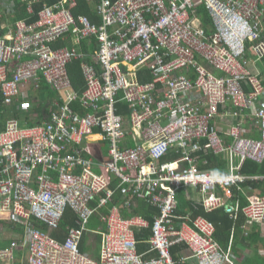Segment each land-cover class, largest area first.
<instances>
[{
  "label": "built area",
  "instance_id": "obj_1",
  "mask_svg": "<svg viewBox=\"0 0 264 264\" xmlns=\"http://www.w3.org/2000/svg\"><path fill=\"white\" fill-rule=\"evenodd\" d=\"M84 1L99 23L74 15L77 0H21L28 14L41 5L37 19L0 25V102L31 111L42 79L63 99L34 125L0 118V219L23 229L20 241L0 249V264H185L172 254L177 245L196 264H238L231 245L216 241L215 225L195 212L224 207L232 220L264 222V197H246L242 208L225 200L246 181L264 182L239 172L246 161L264 163V78L255 69L264 58V0ZM200 4L215 28L210 36L197 17ZM15 12L14 0H0V16ZM61 39L71 48H54ZM86 43L94 49L80 50ZM76 60L81 92L67 72ZM247 122L258 138L247 135ZM210 156L228 172L211 168ZM113 178L129 197L127 212L136 199L158 214L150 224L111 205L104 228L92 231L100 236L95 260L80 241L112 202ZM189 188L202 198L178 214L177 194ZM66 210L74 225L59 241L49 232ZM144 229L149 250L140 253Z\"/></svg>",
  "mask_w": 264,
  "mask_h": 264
},
{
  "label": "trees",
  "instance_id": "obj_2",
  "mask_svg": "<svg viewBox=\"0 0 264 264\" xmlns=\"http://www.w3.org/2000/svg\"><path fill=\"white\" fill-rule=\"evenodd\" d=\"M14 3H15L16 12H15V15L13 18H9L11 22H14L18 19H23V18H24V20H26L28 22H33L37 19L36 13L39 10V8L41 7L40 4H34V12L35 13L28 14L26 7L24 5H22V3H21V0H14ZM73 13L75 16L80 15V14H84V15L88 16L92 20V22H94V19H92V17H91L94 15V12L90 10L89 5L84 0H77V5L73 9ZM198 16L202 22L203 27L207 29V27L209 26V23H210V17L207 14V12L205 11V9L201 8L200 12H198ZM6 19L7 18L5 16L1 15L0 16V24L2 22H7V20H9V19H7V20ZM63 41H66V40H64V39L58 40V42L55 43L53 45V47L61 48V47L69 46L70 43H68V45L61 46L64 44ZM70 45H72V44H70ZM85 49H86L85 46L80 47V50H82V51H84ZM89 49L93 50L94 46H91V47L89 46L87 48V50H89ZM262 63L264 64V59L262 60ZM79 65H80L79 60L73 61L71 64L68 65L67 72L69 74L68 76H69V79L72 83L71 86H72L73 90L81 92V90L84 89L85 83H84L83 76H82L81 70L79 68ZM40 91L41 92L39 93L38 98H40L39 101H43V103L41 102L42 104L40 106H36V108H33V109H32V106L30 105L31 111L22 109L20 107L21 105H20L19 101L15 102V104L11 105L8 108L0 102V104H1L0 107L2 109V112L0 113L1 121L3 122L6 119L15 118L21 124L27 123L28 125H34L38 122H41L43 119V116H47L50 113L51 109H54L53 102L57 101L59 97L62 101H63V99L61 97V92L56 91V90H51L43 79L41 82V90ZM45 94H46V97L42 98V96H44ZM0 98H2L1 95H0ZM32 100H33V97L31 96L30 103L32 102ZM34 113H35L36 117L31 119L30 116L33 115ZM101 145H102V150H103L105 148V146H104V144H101ZM209 163H210L211 168H217L219 170L225 169V162H221L217 158L210 157ZM240 173L243 175H248V176H254V175H258V174L264 175V163L262 165H257L255 163L246 161L242 165ZM256 183H260V182L247 181L245 184L256 185ZM110 184H111L110 187L115 191V195L113 197V200L110 204H108V206L106 208L99 209L98 214H96V215L94 214V216L91 218V220L88 224L89 230L83 234L82 239L80 241V251L82 253H85L86 246H87V244H89V237H90L89 234H91L92 231H97L98 228L99 229L104 228L105 223L103 222L101 215H106L107 211H109L111 205L118 204V206L120 208V212L122 213V215L127 216V211L125 210L124 203L129 197L124 195L123 193H121L119 190L115 189L117 186V180L116 179L113 178ZM245 184H243V186ZM243 186H242L241 191H236L235 189H233L234 196L238 195L240 198L243 197L242 194L243 195L245 194L243 192ZM245 197H246V195H245ZM246 203H247V200H246ZM93 205L96 206V203H94ZM240 207L241 208L244 207L243 202L240 203ZM131 211L133 214L143 215L146 219L149 220L150 224L152 223L153 219L151 218V215L155 214V210L152 209L146 203L142 202L141 200H136V199L133 200V202L131 204ZM215 216H216L215 212L204 215V217L208 221L212 222L215 225V227H217L216 229H218V231H217L216 238L218 239L219 243L225 247L227 239H228L227 238V236H228L227 231L230 230L233 223L230 222L229 220H223L222 221L221 219H218L219 222L220 221L222 222L221 223L222 226L219 227L216 224ZM74 220H75V215L70 210H66L64 213L63 219L59 225V229L56 230L55 232H52L51 235L57 240L60 239V240L65 241L64 240L65 238H63V239L59 238V234L62 233V234H64L65 237H67V229L74 225ZM39 228H41L42 231H44V232L47 230L44 225L40 226ZM94 235H97L98 238L100 239V236L98 234L94 233ZM149 236H150L149 229L141 230L138 233L136 238L138 241V245H137L138 251L140 253L144 252L147 249L146 241L148 240ZM99 239L97 241H99ZM172 254L174 256V251L172 252Z\"/></svg>",
  "mask_w": 264,
  "mask_h": 264
},
{
  "label": "crops",
  "instance_id": "obj_3",
  "mask_svg": "<svg viewBox=\"0 0 264 264\" xmlns=\"http://www.w3.org/2000/svg\"><path fill=\"white\" fill-rule=\"evenodd\" d=\"M89 7L93 8L94 15L91 16L92 19H94L93 23L100 22L101 17L95 12V6L89 5ZM201 8H203L202 4L199 5L198 12H200ZM18 20H21V19H18ZM16 21H14V22H16ZM14 22H11L9 19V20H7V22H2L1 24H4V25L6 24V26H7L6 30H11V29H13V23ZM214 30H215V28H214L212 21H211V18H210L209 26L206 29L208 36L212 35L214 33ZM91 44H93V43H86V44H82V45L80 44L78 46H93ZM263 59L264 58H262L261 60H263ZM256 63L259 64V66L262 69L258 70V69H256V67H255V69L258 70L261 74V77L264 78V75H262V72L264 71V64L262 63V66H261V64L258 61ZM251 69L254 70V68H251ZM44 97H46V94L44 95ZM41 102L43 103V101H41ZM220 126H221V124H220ZM224 130L226 131V129H224ZM246 132H247V135H249V136H254L256 138H258V136H259L258 130L256 128H254L252 123H250V122L246 123ZM213 158H217V157H213ZM217 159H219L221 162H225L223 159H220V158H217ZM225 165H226V163H225ZM215 169H217V168H215ZM225 169H223V170L220 169V170L224 171ZM220 170L218 169V171H220ZM240 170H241V168H240ZM246 176H248V175H246ZM246 182H244L243 184H245ZM243 184L240 185L241 189H242ZM236 191H239V190H236ZM243 192L245 194L244 195L242 194L243 197H241V198L238 195L234 196V192H233V197H231L229 199L225 198V200L229 201L230 203H233V204H235L236 202L237 203L239 202V205L241 202H243V205L246 206L248 203V201L246 203V200H247L246 197H253V198L264 197V182L256 183V185L245 184L243 186ZM219 193H220V195H223L221 191ZM245 195H246V197H245ZM201 198L202 197L200 196V194H197L195 191H193L191 189L185 190L183 192H178V194H177V202H178L177 212H178V214L184 215L185 212H187L188 209L190 208L191 202L200 200ZM131 204H132V202L130 203V212H127V216L133 214L131 211ZM150 207L155 210V214L151 215V218L153 219L154 216H156V214H157V209L152 207V206H150ZM125 210H127V208H125ZM214 212L216 215L215 216L216 224L219 227L222 226V224H221L222 222L221 221L219 222L218 219H221L222 221L223 220H229L230 222L233 223L230 230L227 231L228 232V236H227L228 239H227L225 247L222 246L219 243L218 239L216 238L217 231H218V229H216L215 239L220 244V246L222 248L226 249L229 245H231L232 250H233V254L236 257L238 264H264V222L251 220V219L246 218L245 216H243L241 214H239V217L237 218V220H232L228 217L224 207L218 208V209H216L210 213H214ZM210 213H206L203 210L199 209L198 211L195 212V215L204 217L205 214H210ZM133 215H139L149 222V220L146 219L141 214H133ZM2 222H3V224H1V225H3V227H5V228L7 227L5 232L9 233V235L0 237V248L8 246V244L12 241H20L22 239L21 237L23 236V232H22L23 229L21 227H17L16 224H14V225L9 224V222H7V221H2ZM177 223H179V222H177ZM35 226L38 229H41L39 227L42 226V224L36 223ZM243 227H244V229H243ZM215 228H217V227H215ZM46 231H48V230H46ZM52 232H55V231H50L49 233L52 234ZM89 236H90L89 237V243H91L92 245L96 241V239L97 240L99 239L97 235H94V232H91V234H89ZM59 238H61V239L65 238L66 239V237L62 233L59 234ZM60 241H63V240H60ZM98 246H100V239L98 241ZM98 250H99V247H98ZM148 250H149V248L147 245V249L142 253H146ZM173 251H174V258L176 260L184 257L187 259L185 264H196L195 260L193 258H190V251L186 246H183V245L174 246L172 248V252ZM98 253H99V251L96 253V256H98ZM149 255L152 256L153 254H149ZM17 256H18V260H22L25 255L22 256V251L19 250V251H17Z\"/></svg>",
  "mask_w": 264,
  "mask_h": 264
},
{
  "label": "rangeland",
  "instance_id": "obj_4",
  "mask_svg": "<svg viewBox=\"0 0 264 264\" xmlns=\"http://www.w3.org/2000/svg\"><path fill=\"white\" fill-rule=\"evenodd\" d=\"M90 8V10L91 11H93V8H91V7H89ZM63 45H61V46H65V45H68V43H69V41L68 40H66V41H63ZM66 47H68V48H71V45L69 44V46H66ZM54 48H56V47H54ZM259 63L261 64V66H262V60L261 61H259ZM255 67H256V69H258V70H261L262 68L259 66V64H255ZM257 70V71H258ZM259 72V71H258ZM260 73V72H259ZM262 75H264V71L262 72ZM33 95V94H32ZM42 98H44V96H42ZM35 99H36V101H35ZM34 100H33V104H35L34 106H33V108H36V104H39V106L42 104L41 103V101H39L40 100V98H38V100H37V98H35ZM32 106V105H31ZM32 116V115H31ZM101 149H102V145H101ZM225 170H224V172H228V170H227V164L225 165ZM189 189H191V188H189ZM191 190H193V189H191ZM193 191H195V190H193ZM196 192V191H195ZM197 193V192H196ZM198 194V193H197ZM2 221H1V219H0V226H1V224H3V222L1 223ZM7 228V227H6ZM6 228L4 227L3 228V231H0V237H3V236H7V235H9V233H7V232H5L6 231ZM98 247H99V250H100V246H98V241H97V239H96V241L93 243V245H91L90 243L89 244H87V246H86V251H85V254L86 255H88V256H90V257H92L93 259H97V257L98 256H96V253L99 251L98 250ZM19 250H21L22 251V256H24L25 255V250H23V249H18V250H16V256H17V251H19ZM99 254V253H98ZM17 260H18V256H17Z\"/></svg>",
  "mask_w": 264,
  "mask_h": 264
},
{
  "label": "clouds",
  "instance_id": "obj_5",
  "mask_svg": "<svg viewBox=\"0 0 264 264\" xmlns=\"http://www.w3.org/2000/svg\"><path fill=\"white\" fill-rule=\"evenodd\" d=\"M202 7L205 9V11L207 12V10H206V7H205V5L204 4H202ZM198 8H199V6L197 7V17H198ZM208 14V13H207ZM200 19V18H199ZM201 21V20H200ZM202 23V22H201ZM94 24H96V23H94ZM93 43H95L94 41H93ZM79 68H80V65H79ZM81 70V69H80ZM34 95V97L35 98H37V100H38V96H39V93H34L33 94ZM35 101H36V99H35ZM33 104V103H32ZM35 104H33L32 105V109H33V106H34ZM37 106H39V104H36ZM157 214H158V210H157ZM156 214V215H157ZM10 224V223H9ZM3 226V225H2ZM4 228V227H3ZM6 247V246H5ZM4 248V247H3ZM79 248H80V246H79ZM1 249V248H0Z\"/></svg>",
  "mask_w": 264,
  "mask_h": 264
}]
</instances>
